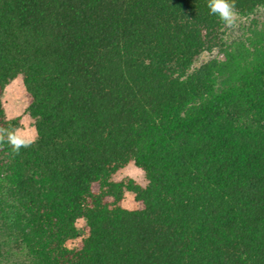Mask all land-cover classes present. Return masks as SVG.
I'll return each mask as SVG.
<instances>
[{
    "label": "trees",
    "instance_id": "obj_1",
    "mask_svg": "<svg viewBox=\"0 0 264 264\" xmlns=\"http://www.w3.org/2000/svg\"><path fill=\"white\" fill-rule=\"evenodd\" d=\"M208 2L0 0V128L22 75L37 132L0 140V264H264V0L196 65Z\"/></svg>",
    "mask_w": 264,
    "mask_h": 264
},
{
    "label": "rangeland",
    "instance_id": "obj_2",
    "mask_svg": "<svg viewBox=\"0 0 264 264\" xmlns=\"http://www.w3.org/2000/svg\"><path fill=\"white\" fill-rule=\"evenodd\" d=\"M260 21V25H264V9L260 10L255 16ZM245 18L235 13V20L231 27L223 24L219 29L215 44L207 50H204L198 57L196 65H200L219 54V44L225 42H231L235 39L242 38L251 23V18ZM3 105L8 117L20 116V125L16 130L21 133L29 134L37 137L35 128V119L27 111V97L23 84V76L19 75L16 79L11 80L6 86L3 96ZM34 139V140H35ZM116 180H121L124 177H130L138 181L141 184L145 183L144 172L133 163H130L125 168L121 169L115 174ZM123 206L129 209H134L137 206L133 193L126 191L125 198L123 200ZM80 231H83L84 221L80 220L78 223ZM78 240H72L68 242L69 246H73Z\"/></svg>",
    "mask_w": 264,
    "mask_h": 264
},
{
    "label": "clouds",
    "instance_id": "obj_3",
    "mask_svg": "<svg viewBox=\"0 0 264 264\" xmlns=\"http://www.w3.org/2000/svg\"><path fill=\"white\" fill-rule=\"evenodd\" d=\"M208 8L211 14L218 15L219 18L231 27L235 20L234 0H209ZM35 137L29 134L21 133L18 130L9 128H0V140H4L12 148L13 153L18 154L20 149L29 147Z\"/></svg>",
    "mask_w": 264,
    "mask_h": 264
}]
</instances>
